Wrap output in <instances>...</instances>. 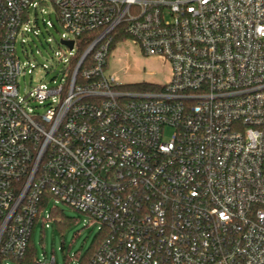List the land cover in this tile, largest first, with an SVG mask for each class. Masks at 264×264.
<instances>
[{
	"label": "built area",
	"instance_id": "obj_1",
	"mask_svg": "<svg viewBox=\"0 0 264 264\" xmlns=\"http://www.w3.org/2000/svg\"><path fill=\"white\" fill-rule=\"evenodd\" d=\"M49 3L73 48L23 95ZM126 37L168 83L106 73ZM58 202L99 224L85 264H264V0H0L1 264Z\"/></svg>",
	"mask_w": 264,
	"mask_h": 264
},
{
	"label": "rangeland",
	"instance_id": "obj_2",
	"mask_svg": "<svg viewBox=\"0 0 264 264\" xmlns=\"http://www.w3.org/2000/svg\"><path fill=\"white\" fill-rule=\"evenodd\" d=\"M44 8L49 14L42 15L38 12L36 15L33 8L30 10V19L32 22L37 21L42 33L38 36L30 33L22 37L31 57H26L20 39L17 47L21 59L30 60L35 66L31 72L28 69L25 76L22 75L19 79L20 92L23 95L27 94L32 86L41 83L52 84V78L63 68L62 62L55 56L56 52H60L62 57L70 56L68 47L60 43L66 30L60 25L45 26L43 22L44 17L46 21L57 23L53 5L49 3ZM43 65L48 66V73ZM106 73L115 75L119 81L127 84H166L172 78V66L164 56L144 54L132 38L126 37L116 41L112 48ZM170 134L169 130L166 138H169ZM56 205L74 220L65 227H59L53 218L45 222L44 229L41 221L37 224L34 243L38 258L45 263L54 259L55 263L52 264H73L93 245L99 224L67 204L58 202ZM5 262L16 264L11 259H6Z\"/></svg>",
	"mask_w": 264,
	"mask_h": 264
},
{
	"label": "trees",
	"instance_id": "obj_3",
	"mask_svg": "<svg viewBox=\"0 0 264 264\" xmlns=\"http://www.w3.org/2000/svg\"><path fill=\"white\" fill-rule=\"evenodd\" d=\"M89 42H90L89 40L86 41L82 39L79 45V51H78L77 57H79L86 50ZM86 60H90V56H88ZM130 85H131V88H134V89H147V88L153 87V83H137V84H130ZM50 217L51 219L53 218L57 222L59 227H65L66 225L70 224V222L74 220V218L68 216L65 213V211L59 208L58 206L55 208H50ZM42 227L44 229V226ZM34 233H35V230L32 233V236L30 238L26 255L20 260L11 259L12 261L16 262V264H36V259L38 258V252H37V248L34 243ZM98 235L95 237L94 243L91 246V248L88 249L84 255L78 258L80 264L87 263L94 255L97 249V245L99 243V240H97Z\"/></svg>",
	"mask_w": 264,
	"mask_h": 264
},
{
	"label": "water",
	"instance_id": "obj_4",
	"mask_svg": "<svg viewBox=\"0 0 264 264\" xmlns=\"http://www.w3.org/2000/svg\"><path fill=\"white\" fill-rule=\"evenodd\" d=\"M63 43L65 44V45H68L70 48H73V41L72 40H70V41H63Z\"/></svg>",
	"mask_w": 264,
	"mask_h": 264
}]
</instances>
